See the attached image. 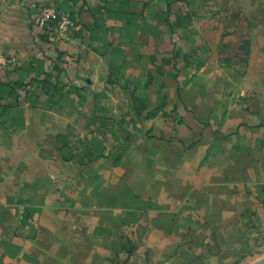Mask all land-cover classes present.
<instances>
[{
	"label": "crops",
	"instance_id": "crops-1",
	"mask_svg": "<svg viewBox=\"0 0 264 264\" xmlns=\"http://www.w3.org/2000/svg\"><path fill=\"white\" fill-rule=\"evenodd\" d=\"M209 2L0 0V264L264 258V0Z\"/></svg>",
	"mask_w": 264,
	"mask_h": 264
},
{
	"label": "built area",
	"instance_id": "built-area-1",
	"mask_svg": "<svg viewBox=\"0 0 264 264\" xmlns=\"http://www.w3.org/2000/svg\"><path fill=\"white\" fill-rule=\"evenodd\" d=\"M41 28L52 29L51 39L70 40L82 30V23L70 15H60L54 6H43L34 19ZM11 61L9 55L0 51V68H5Z\"/></svg>",
	"mask_w": 264,
	"mask_h": 264
},
{
	"label": "rangeland",
	"instance_id": "rangeland-1",
	"mask_svg": "<svg viewBox=\"0 0 264 264\" xmlns=\"http://www.w3.org/2000/svg\"><path fill=\"white\" fill-rule=\"evenodd\" d=\"M210 0H195V5L197 6V12H198V17L197 19H205V18H208L209 19V13L207 12L208 11V7H209V2ZM46 6H49V5H46ZM43 7V6H42ZM207 10V11H206ZM209 21V20H208ZM35 23V21H34ZM209 23V22H208ZM199 25V23H198ZM193 30V29H191ZM203 33V31L205 30L204 28L201 27L200 29ZM52 29L50 28H43V33H44V37L47 38V40H49V42H59V41H62L61 39H58V38H53L51 39V33H52ZM203 34H208L206 32H204ZM51 36V37H50ZM186 38H187V43L185 44L186 47H193V45H191L193 42H195L194 39H196L195 37H193V32L192 33H188L186 35ZM199 39L197 38L196 39V42L197 44H200L202 46H200L199 50L197 52H192V50H187L186 51V56L189 57L187 62H193V59L195 61H199V62H205L203 61L204 58H207L209 59L210 55H211V49H210V45L209 43H201V42H198Z\"/></svg>",
	"mask_w": 264,
	"mask_h": 264
},
{
	"label": "water",
	"instance_id": "water-1",
	"mask_svg": "<svg viewBox=\"0 0 264 264\" xmlns=\"http://www.w3.org/2000/svg\"><path fill=\"white\" fill-rule=\"evenodd\" d=\"M254 264H264V258L263 259H261V260H259V261H257L256 263H254Z\"/></svg>",
	"mask_w": 264,
	"mask_h": 264
}]
</instances>
